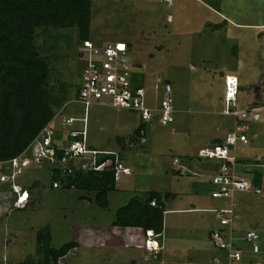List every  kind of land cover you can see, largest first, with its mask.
Listing matches in <instances>:
<instances>
[{"label":"rangeland","instance_id":"374dc122","mask_svg":"<svg viewBox=\"0 0 264 264\" xmlns=\"http://www.w3.org/2000/svg\"><path fill=\"white\" fill-rule=\"evenodd\" d=\"M90 28L91 39L82 44L73 28L36 29L37 47L50 66V88L65 93L70 102L80 83L82 58L95 42L130 44L135 73L144 74L151 101L157 81L170 83L175 120L166 126L153 120L140 140L134 134L136 114L100 105L89 108L87 146L125 155L123 164L132 172L116 182L124 192L110 193L109 205L102 209L92 203V194L89 200L81 199L83 192L51 187L46 170L26 169L15 183L26 189L35 184L27 205L13 207L8 189L0 199V264H42L36 235L46 227L54 249L79 243L68 264L225 263L226 253L214 248L208 237L210 231L229 230L219 223L222 209H232L236 236L248 230L260 235L259 254L247 253L245 258L264 263L263 192L212 199L207 189L211 172L193 158L196 146L224 138L234 124L228 115H219L225 109L226 74L237 77L242 106L254 101L264 105V0H93ZM80 112L79 105L68 106L56 115L53 126L64 116L79 117ZM249 126L250 143L236 146V155L248 160L237 167L236 175L244 179H250L253 171L264 172V111ZM257 156L260 161L255 163L252 158ZM199 187L205 188L203 195ZM150 190L171 192L174 197L165 204L162 248L147 253L142 230L132 229L136 243L124 246L126 241L120 238L124 233L115 234L121 231L113 222L117 209ZM194 196L202 202L198 207L207 210L169 211L193 208Z\"/></svg>","mask_w":264,"mask_h":264},{"label":"trees","instance_id":"16d2710c","mask_svg":"<svg viewBox=\"0 0 264 264\" xmlns=\"http://www.w3.org/2000/svg\"><path fill=\"white\" fill-rule=\"evenodd\" d=\"M92 2L93 0H0V162L9 161L25 151L29 152L30 144L54 119L57 113L70 105H75L66 102L65 97H63L65 93H59L50 88V66L39 52L35 32L38 28H73L76 29L78 42L82 44L90 41ZM99 43L95 42L92 47H102V44ZM126 45L127 55L133 65L132 83L140 87L145 83L144 74L135 73L136 65H134L131 56V46L130 44ZM79 86L80 84L75 86L72 99L77 96ZM239 99L237 97V101ZM260 106L264 107L261 102L254 101L244 106L239 103L237 108L250 109ZM229 117L232 118L234 124L226 133L232 131L234 126L241 122L238 118ZM154 120L157 121L156 118ZM147 125L139 121L134 130L138 139L142 140L141 138L145 137ZM248 131L250 130L248 129ZM224 138L214 140L210 145L220 144ZM247 138L248 143L246 145L250 143L248 134ZM57 144L59 143L56 142L55 145V158L59 160L62 151L60 148L57 149ZM197 151L193 157L195 161L203 163L205 172L208 170L211 172L210 175L216 174L223 162L198 158ZM117 152L119 159L124 163L125 155L121 151ZM109 158L111 156L97 155L98 163ZM236 158L237 169L240 163H244L246 159H240L237 155ZM253 161L258 163L260 159ZM75 164L76 162H74V173L69 177H63L55 166L31 165V167L46 170L49 173L51 187H53V182L57 181L60 183L59 188L61 189H75L83 192L85 195L81 199L89 200V194H92L94 196L92 203L96 207L106 209L109 205V194L116 190L117 181L114 179V165L112 164L100 172H83L76 168ZM176 174L181 173L176 171ZM249 175V180L253 186L260 189L264 194V172L253 171ZM208 185L210 188L207 189L210 193V181ZM34 187L35 184L31 189L24 188L28 191L29 196H31ZM2 191L5 193L4 196L8 194L4 188L0 189V192ZM4 196H0V199ZM172 196V193L149 191L145 192L142 198H131L126 205L117 209L113 226L139 228L144 233L151 231L155 240L161 243L166 211L165 204ZM153 201L155 202L154 207L151 206ZM51 238L49 227L37 232L36 242L43 257L42 264H68L78 253L79 243L69 242L58 249H54L50 245Z\"/></svg>","mask_w":264,"mask_h":264},{"label":"built area","instance_id":"2783aa9c","mask_svg":"<svg viewBox=\"0 0 264 264\" xmlns=\"http://www.w3.org/2000/svg\"><path fill=\"white\" fill-rule=\"evenodd\" d=\"M82 60H84V67L81 71L79 91L70 101L82 107L80 116H64L56 128L52 120L30 144L29 152L25 151L9 161L0 162V189L8 188L14 199L13 207L15 208H23L28 203V191L15 182L31 165L55 166L63 177H69L74 173V162H76V168L83 172H100L113 164L115 181L120 180L121 176L131 175V170L119 159L118 152L96 151L88 148V109L92 106H107L134 113L138 120L145 124L151 123L155 118L163 126L174 122L173 90L170 83L157 81L151 89L153 97L151 101L145 84L137 87L132 83L133 65L125 45L106 43L102 47H90ZM238 90V79L233 75H227L224 80L225 109L222 114L238 118L241 122L237 123L232 131L226 133L222 143L208 145L197 151L198 158L223 162L219 171L210 178L212 199H232L236 193H261L260 189L253 186L251 180L236 175L238 172L235 149L237 144L248 143L247 123L258 121L264 107L238 109ZM60 114L62 111H59L57 115ZM56 142L59 143L57 149L60 148L62 151L59 160L55 158ZM97 155H108L111 158L98 163ZM174 163H178L177 159H174ZM52 186L59 188L60 183L55 181ZM2 192L0 196L5 195ZM151 206H155L154 201ZM210 211L218 212L215 209ZM232 213V209H222L217 215L221 226L230 227L228 231L214 230L208 235L214 248L226 253V262L220 264H262L245 258L247 253L259 254L260 235L248 230L241 236H236L232 229ZM237 241L244 246L237 244ZM149 244L147 241L145 249L152 252L154 247Z\"/></svg>","mask_w":264,"mask_h":264},{"label":"crops","instance_id":"0c3cea01","mask_svg":"<svg viewBox=\"0 0 264 264\" xmlns=\"http://www.w3.org/2000/svg\"><path fill=\"white\" fill-rule=\"evenodd\" d=\"M226 75H228V74H226ZM223 86H224V84H223ZM223 92H224V89H223ZM237 97L238 98H240L239 97V95H237ZM222 101H223V93H222ZM241 101H240V99L238 100V104L240 103ZM241 105V104H240ZM222 115V113L221 112H219V115ZM55 119V118H54ZM251 122V124H254L255 123V121H250ZM249 122V123H250ZM257 122V121H256ZM218 123H219V121H218ZM249 123H248V126H249ZM220 125V124H219ZM249 130H250V126H249ZM248 134V133H247ZM208 145H210V144H206V145H204V146H196V150H199V149H201V148H203V147H205V146H208ZM259 158V156H257V157H254V158H252V161L253 160H256V159H258ZM248 160L246 159L245 160V162L244 163H246ZM254 162V161H253ZM206 170H207V168H206ZM208 171V170H207ZM198 185V184H197ZM199 186V185H198ZM198 186H196L197 188H198ZM200 189H201V191H199V193L200 194H204V190H205V188L203 187V188H201V187H199ZM207 188H210L209 187V185H208V187ZM196 189V188H195ZM116 191H122V192H124V189L123 188H121V189H119L118 187H116V190H115V192ZM150 191H153V192H157V193H171V192H161V191H158V190H150ZM195 192L197 191V190H194ZM147 192H149V191H147ZM145 193V192H144ZM173 194V193H172ZM192 195H197V193H195L194 194V192H192L191 193ZM136 197V196H135ZM174 197V195L171 197V198H173ZM194 200H195V202H196V205L194 204V206L193 205H191V207H193V208H186V209H177V210H169V211H192V212H196V211H200V210H207V209H205V208H200V207H198L199 205H201L202 204V202H197L196 201V198H195V196H194ZM165 209H166V206H165ZM166 211H167V209H166ZM165 211V212H166ZM201 219H202V217H200ZM117 231H121V232H114L115 234H123V237H120L121 239L123 238L124 240H122V241H126V244H124V246H128V245H130L131 243H136V238H133V239H131L132 237H133V231H132V229L133 230H141V229H139V228H119V227H114ZM110 232V231H109ZM163 234V233H162ZM125 235V236H124ZM120 239V240H121ZM161 239H162V235H161ZM143 240H144V243H145V240H146V242H147V239H146V236H144V238H143ZM153 240H155V239H151V241H153ZM162 243V242H161ZM160 243V246H162V244ZM147 252V251H146ZM148 253V252H147Z\"/></svg>","mask_w":264,"mask_h":264},{"label":"clouds","instance_id":"9594fccd","mask_svg":"<svg viewBox=\"0 0 264 264\" xmlns=\"http://www.w3.org/2000/svg\"><path fill=\"white\" fill-rule=\"evenodd\" d=\"M227 75H225L224 76V80H225V77H226ZM234 76V75H233ZM236 77V76H235ZM237 78V77H236ZM224 84V83H223ZM223 97H224V92H223ZM223 103H224V101H223ZM223 115V114H222ZM55 118V117H54ZM54 120V119H53ZM13 198V197H12ZM14 202V201H13ZM12 206H13V203H12ZM24 208V207H23ZM19 209H21V208H19ZM148 232L150 233V234H148ZM145 236H146V239H147V241L149 240V243L150 242H152L151 244H149L151 247H158V249H156L155 250V248H153L152 249V252H156V251H158V250H160V243H158L156 240H153V241H151V239H153L152 237L154 236V234L151 232V231H147L146 233H145ZM156 244L155 246H153L152 244ZM145 244H146V242H145ZM145 244H144V246H145ZM145 248V247H144ZM145 251H147L146 249H145ZM148 252V251H147ZM152 252H149V253H152Z\"/></svg>","mask_w":264,"mask_h":264},{"label":"bare ground","instance_id":"6f19581e","mask_svg":"<svg viewBox=\"0 0 264 264\" xmlns=\"http://www.w3.org/2000/svg\"><path fill=\"white\" fill-rule=\"evenodd\" d=\"M151 243H152V242H150V244H151ZM152 245L155 246L156 244L153 243Z\"/></svg>","mask_w":264,"mask_h":264}]
</instances>
